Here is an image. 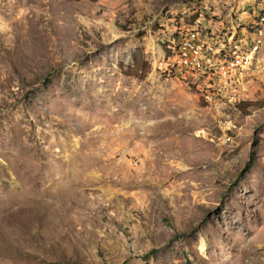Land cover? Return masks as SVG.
Returning a JSON list of instances; mask_svg holds the SVG:
<instances>
[{
  "label": "rangeland",
  "instance_id": "374dc122",
  "mask_svg": "<svg viewBox=\"0 0 264 264\" xmlns=\"http://www.w3.org/2000/svg\"><path fill=\"white\" fill-rule=\"evenodd\" d=\"M0 264H264V0H0Z\"/></svg>",
  "mask_w": 264,
  "mask_h": 264
},
{
  "label": "bare ground",
  "instance_id": "6f19581e",
  "mask_svg": "<svg viewBox=\"0 0 264 264\" xmlns=\"http://www.w3.org/2000/svg\"><path fill=\"white\" fill-rule=\"evenodd\" d=\"M202 43V42H201ZM205 44V43H204ZM201 45V44H200ZM200 47V46H199ZM181 48H182V52H186V51H189V50H191V52L193 53V55H192V58H191V62H190V64H193V65H195V64H197L198 63V58H197V56H195L194 54H198V51H196L195 49L197 48V46H192V44L190 43V42H184L183 44H182V46H181ZM198 49V48H197ZM256 49V48H255ZM258 50V49H257ZM182 55H184L185 56V54H182Z\"/></svg>",
  "mask_w": 264,
  "mask_h": 264
},
{
  "label": "built area",
  "instance_id": "2783aa9c",
  "mask_svg": "<svg viewBox=\"0 0 264 264\" xmlns=\"http://www.w3.org/2000/svg\"><path fill=\"white\" fill-rule=\"evenodd\" d=\"M198 37V36H197ZM199 38V37H198ZM178 53H180V54H185V55H191V57H192V55H193V53L191 52V50H189V51H186V52H178ZM207 55H208V53H206ZM214 67L215 66H210V69L209 70H214ZM221 79V78H220Z\"/></svg>",
  "mask_w": 264,
  "mask_h": 264
},
{
  "label": "trees",
  "instance_id": "16d2710c",
  "mask_svg": "<svg viewBox=\"0 0 264 264\" xmlns=\"http://www.w3.org/2000/svg\"><path fill=\"white\" fill-rule=\"evenodd\" d=\"M92 1H96V0H92Z\"/></svg>",
  "mask_w": 264,
  "mask_h": 264
}]
</instances>
